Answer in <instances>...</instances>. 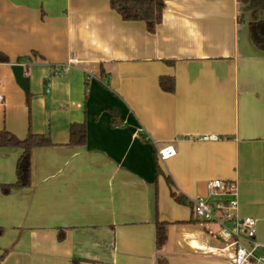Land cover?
Returning a JSON list of instances; mask_svg holds the SVG:
<instances>
[{
	"label": "crops",
	"instance_id": "1",
	"mask_svg": "<svg viewBox=\"0 0 264 264\" xmlns=\"http://www.w3.org/2000/svg\"><path fill=\"white\" fill-rule=\"evenodd\" d=\"M163 1L149 23L122 20L110 0H0V133L54 143L33 151L29 188L0 189V264H232L217 225L178 204L167 178L191 203L217 199L210 181L236 183L264 243V51L249 29L264 10ZM83 122L87 143L71 146ZM166 145L177 153L160 161ZM21 154L0 148V186L16 183Z\"/></svg>",
	"mask_w": 264,
	"mask_h": 264
},
{
	"label": "trees",
	"instance_id": "2",
	"mask_svg": "<svg viewBox=\"0 0 264 264\" xmlns=\"http://www.w3.org/2000/svg\"><path fill=\"white\" fill-rule=\"evenodd\" d=\"M111 8L120 15L122 20L140 21L149 23H161L164 11L163 0H110ZM240 6L244 9L264 10V0H238ZM243 21V18H240ZM251 39L254 45L260 51H264V22H254L249 25ZM8 57L0 51V62H8ZM160 87L167 93L175 91V80L172 77H162ZM113 125L119 126L120 116L116 110H111ZM87 143V126L86 123H73L70 127V145L74 147H83ZM54 143L48 134H36L30 131L23 140L18 139L10 132L3 131L0 133V148H14L22 150V154L16 166V183L1 185L0 189L5 195L11 193L14 188H29L32 185V154L37 148H49ZM158 173L161 171L157 165ZM170 186L172 198L181 205H191L183 195H179L173 190V183L167 178ZM168 224L158 222L156 224V247L161 251L168 240ZM65 232H60V240H63ZM4 257H0V263ZM160 264L165 261L160 259Z\"/></svg>",
	"mask_w": 264,
	"mask_h": 264
},
{
	"label": "built area",
	"instance_id": "3",
	"mask_svg": "<svg viewBox=\"0 0 264 264\" xmlns=\"http://www.w3.org/2000/svg\"><path fill=\"white\" fill-rule=\"evenodd\" d=\"M4 97L0 95V103ZM207 141H217L215 136L204 137ZM173 145H166L158 150L160 161H166L176 155ZM214 201L200 198L193 201L194 216L203 223L217 225L218 239L233 249L232 264H264V243L256 240L257 221L252 217H241L239 214L238 188L234 182L214 180L207 183ZM221 196L228 198L223 199ZM249 245V246H246Z\"/></svg>",
	"mask_w": 264,
	"mask_h": 264
}]
</instances>
